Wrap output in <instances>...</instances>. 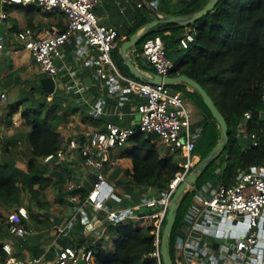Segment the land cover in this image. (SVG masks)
<instances>
[{
  "label": "crops",
  "instance_id": "0c3cea01",
  "mask_svg": "<svg viewBox=\"0 0 264 264\" xmlns=\"http://www.w3.org/2000/svg\"><path fill=\"white\" fill-rule=\"evenodd\" d=\"M136 1L139 3L138 0ZM147 2L159 14H166L157 9L162 6L161 0ZM174 5L176 6L175 2ZM140 6V3L137 4V7ZM137 7L134 0H98L94 11L100 22L114 27L119 33V39L126 41L142 28L126 39L136 23ZM148 18L152 19L151 16ZM65 26L66 18L60 11L47 13L36 3L13 6L0 0V37L4 39L3 48L0 49V94L5 93L7 96L6 103L0 101V161H13L18 168L26 169L21 164L22 158L30 160L28 135L31 127L27 126L22 118V111L30 107L32 101L46 103L44 113H53L52 116L59 122L55 131L59 135L60 143H64L66 148L70 149L61 159H53L48 163L40 160L39 165L45 169L44 177L49 182L48 186L40 191L37 200L33 197L29 199L30 192L25 193L22 190L19 204L11 207L0 204V243L10 245L13 253L22 259L39 257L43 254L47 260L53 261L56 252L65 246L87 247L92 252L97 244L106 249V244L111 242L113 248L112 243L116 236L110 230L113 225L107 218L108 211L127 204L147 203L156 198V204L141 206L138 212V215L142 216V223L148 226L150 219L144 218V215L159 207V199L164 192L154 187L133 183V162L126 153L133 150L135 143L129 140L125 146L110 151L105 164L108 181L117 191V195H113L104 210L95 211L89 203H86L93 177L84 167L79 147L71 148V142L81 143L83 134L88 128L103 131L107 123L123 128L136 127L139 120L137 105L142 101V97L128 90L121 80H118V88L112 91L111 83L114 80L112 71L99 65L97 50L86 45L83 39L72 40L63 45V56L56 61L58 75L55 80V91L46 96L40 83L46 76L34 64L30 51L17 40L16 32L30 28L39 33L37 38H44L52 32L63 31ZM183 32L185 35L190 29L186 27ZM121 45L112 53L114 65L123 76L137 79L128 68L126 71L118 66L120 61L124 63ZM180 50L178 46V49L171 54H177ZM126 56L143 75H153L146 70H152V67L143 59L141 51L138 53L137 46L129 49ZM173 59L178 61V55ZM87 80L96 87V94L86 86ZM179 87L188 92L192 90L184 83L175 84V89L172 87L171 89L179 92L177 90ZM196 103L200 108L192 107L193 122L195 125L203 126L206 113L198 101ZM95 105L103 111L99 117L91 115V109ZM13 107H17V112L11 114ZM198 112L202 115L198 116ZM253 124L258 125L259 121H254ZM156 143L160 156L172 157L177 161L179 168L183 158L178 154H170L159 138L156 139ZM223 161L224 157L221 156L217 163ZM217 172L220 174L221 170L218 169ZM70 182L80 188L73 192L68 191ZM202 185L211 192L223 184L214 186L212 182L207 181ZM198 189L194 184L189 187V191L194 195L178 220L175 242L178 236L184 235V230L190 225L186 222L189 208L202 207L196 198ZM71 195H76V202L69 200ZM20 206H24L28 211L25 225L32 232L24 240L12 238L7 232L5 222L7 215ZM198 225L204 226L201 222ZM205 238L208 241L210 239L206 236ZM174 254L179 259V264H183L176 249Z\"/></svg>",
  "mask_w": 264,
  "mask_h": 264
},
{
  "label": "built area",
  "instance_id": "2783aa9c",
  "mask_svg": "<svg viewBox=\"0 0 264 264\" xmlns=\"http://www.w3.org/2000/svg\"><path fill=\"white\" fill-rule=\"evenodd\" d=\"M9 5L26 6L36 3L47 13L60 11L65 15L66 26L63 31L52 32L44 38H37L39 33L30 28L16 32V38L31 53L34 64L46 76L56 80L62 47L72 40L83 39L86 45L97 50V61L102 67L109 68L114 76L111 83L112 91L118 88V80L125 83L126 88L142 97L137 105L139 120L136 127L123 128L113 123H107L103 131L88 128L83 134L81 143L71 142V148L79 147L85 169L92 174L91 191L86 203L95 211L104 210L107 202L113 197L114 187L110 185L105 172L110 151L121 148L136 133L154 134L168 148L170 154H178L183 158L178 171L169 181L162 193L159 207L144 215L150 219L154 249L147 258L155 264H163L161 256V237L166 215L174 193L178 186L201 163V158L195 154L197 142L203 127L193 122V110L186 98L164 84L152 85L147 81L131 79L123 76L112 60V53L117 47L118 31L106 25L95 14L98 0H4ZM194 41V34L188 32L179 43L181 50H187ZM4 39L0 37V49ZM141 56L152 67L154 74L162 77L170 76L174 64L159 36L146 39L141 45ZM152 77L151 75H148ZM7 96L0 94V101L5 102ZM264 102V95L262 96ZM103 114L102 109L95 105L91 109L93 117ZM252 118L250 111L244 113V119L238 130V137L249 138L255 146V135L249 132L248 125ZM249 146V147H250ZM64 143L55 155L42 158L44 163L53 159H61L69 151ZM239 176L233 185H221L209 192L206 186L196 190V198L202 207H190L183 236H178L174 249L179 252L183 264H264V167H252L249 172ZM80 186L70 182L68 191L73 192ZM209 192L208 196L206 193ZM156 197V196H155ZM69 200L77 201L76 195ZM156 204V198L147 203L119 206L107 213L111 225L125 224L127 221H141L138 215L141 206ZM224 218L222 235L218 236L219 224ZM28 211L24 206L15 208L6 217V229L14 239L24 240L32 232L25 225ZM199 222L204 226L198 225ZM262 226H260V224ZM147 226V225H145ZM210 237L209 241L205 238ZM224 237L217 249L213 248L215 238ZM232 241L227 243V239ZM5 258L0 264H96L92 252L87 247L74 248L65 246L55 254V259L49 261L45 255L22 259L17 257L10 245L3 244Z\"/></svg>",
  "mask_w": 264,
  "mask_h": 264
},
{
  "label": "trees",
  "instance_id": "16d2710c",
  "mask_svg": "<svg viewBox=\"0 0 264 264\" xmlns=\"http://www.w3.org/2000/svg\"><path fill=\"white\" fill-rule=\"evenodd\" d=\"M206 1L161 0L162 6L157 9L173 15L195 14L204 7ZM134 2L137 7L139 3L136 0ZM148 16L150 14L143 7H137L136 23L126 39L150 21ZM192 26L194 28L190 32L194 34V41L189 45L186 54L174 64L170 75H186L198 82L213 99L228 124L227 144L218 152L194 185L200 187L210 181L214 186L218 184L231 186L242 172L252 167H264V122L259 121L258 125H254V120L251 119L248 125L249 132L256 137L255 146L242 149L238 137L244 113L264 111L262 100L264 0H219L217 6L207 16L197 20ZM183 30V27L175 23H164L153 27L137 45L138 53L146 39L159 36L167 55H171L178 49L180 39L184 36ZM124 40L119 39L118 33L114 52L120 48ZM118 66L121 70L128 71L122 61ZM146 70L154 74L153 69ZM186 93L193 95L206 113L202 130L204 133L208 128L206 139H211L212 144L201 157L202 160L219 142L220 129L199 93L194 89ZM32 103L22 111V118L27 126L31 127L28 135L30 160L26 169L18 168L13 161H0L2 206L11 207L19 204L22 186L37 200L38 194L48 186L49 182L44 177L45 169L39 165L40 160L45 156L55 155L60 148L59 135L55 131L59 122L52 116L53 113H44L45 102L32 101ZM15 112L17 107H13L10 113ZM157 138L154 134L136 133L129 139L135 143V147L126 153V156L133 162L135 185L164 191L179 168L177 161L172 157L160 156ZM221 156L224 157L223 162H225L223 168H221L223 162L217 163ZM218 169L221 170L220 174L217 172ZM162 175L165 176L164 180L161 178ZM193 195L194 193L189 189L182 195L176 222L170 235L169 250L174 264H179V259L174 254L175 230L182 212L189 205ZM110 230L116 236L112 243L113 250L109 252L97 244L92 251L93 261L96 264H155L154 260L147 258L154 249L150 226H145L142 221H128L124 226L115 225ZM5 256L0 243V260Z\"/></svg>",
  "mask_w": 264,
  "mask_h": 264
},
{
  "label": "water",
  "instance_id": "95a60500",
  "mask_svg": "<svg viewBox=\"0 0 264 264\" xmlns=\"http://www.w3.org/2000/svg\"><path fill=\"white\" fill-rule=\"evenodd\" d=\"M138 1L140 5L150 14L152 19L148 21L146 24H144V26L136 34H134L128 40L122 43L121 52L126 67L129 69L130 73L134 75L137 79L142 81H147L152 85L164 84L166 86H170L179 83H184L190 86L192 89L196 90L199 93L204 104L210 111L211 115L217 121L220 129V140L217 143V145L201 160L200 165L196 167L190 174L187 175L185 180L178 186L171 200V204L166 215V223L162 231L161 256H162L163 264H174L169 250V239L174 224L176 222L177 211L180 206L182 195L184 194L185 191L189 189V187H191L193 184L196 183V181L201 177L203 172L208 168L212 160L216 157L218 152L224 147L225 144H227L228 124L225 117L214 103L213 99L198 82H196L195 80L191 79L186 75H176V76L170 75L168 77H162L160 75L153 74L151 75L152 77H149L148 75L145 76L134 66V64L126 56V53L129 49L136 47L142 41V39L146 37L149 30L152 29L153 27L164 23H175L178 26L185 28L190 27L197 20L207 16L217 6L219 0H207L204 7L201 10H199L195 14H188V15L159 14L157 11H155L152 8V6L146 0H138ZM40 83L44 91V94L46 96L54 93L55 81L53 78L44 77L41 79ZM85 83L91 92H93L94 94L97 93L96 87L92 85L89 80L85 81ZM252 118L253 120L264 122V111L253 112ZM239 144L241 145L242 149H246L250 145H252V140L244 137L239 140ZM247 172H249V170H247ZM244 173L245 172H242L241 175H243ZM223 221H225L224 218L221 219V223L219 224L220 232L218 233V236L222 235L221 230L224 228L225 225ZM262 222L264 223V213L262 217ZM263 223H261L260 226H262ZM224 241H225L224 237L215 238L213 248L217 249L219 243ZM226 241L227 243H230L232 239L228 238Z\"/></svg>",
  "mask_w": 264,
  "mask_h": 264
},
{
  "label": "rangeland",
  "instance_id": "374dc122",
  "mask_svg": "<svg viewBox=\"0 0 264 264\" xmlns=\"http://www.w3.org/2000/svg\"><path fill=\"white\" fill-rule=\"evenodd\" d=\"M173 1V0H172ZM173 3V2H172ZM8 9H10V8H8ZM194 27L191 25V27H188V29H190V30H192ZM183 29L185 30L186 28L185 27H183ZM186 54V50H180L177 54H171V55H169V58H170V60L173 62V64H175L177 61H175L173 58H174V56L176 55H178V58L180 59V58H182V56L183 55H185ZM174 88L175 89V85H170V88ZM177 90L179 91V92H181L187 99V102L189 103V105L191 106V107H194L195 106V109H196V107L199 109L200 107L197 105V101L195 100V97L193 96V95H190V94H188V93H186V91L182 88V87H179V88H177ZM175 91V90H174ZM195 95H196V97H198L197 96V94L195 93ZM6 102H7V100H6ZM5 102V103H6ZM199 114H198V116H201L202 115V113L201 112H198ZM255 122L257 121V120H254ZM208 128L207 129H205L204 130V133L201 135V137H200V139H199V142H198V146H197V149L195 150V154H197V155H199V157L201 158L202 156H204V154L210 149V146H211V144H212V140L211 139H206V137H207V135H208ZM23 149V148H22ZM26 159H24V158H22V164L21 165H23L24 166V168H26V166H27V162H28V160H26ZM223 166H224V163H222V165H221V168H223ZM161 178L164 180L165 179V176L164 175H162L161 176ZM36 187H37V185H36ZM25 187H23L22 186V190H24V192L26 193V192H28L29 193V191L28 190H26V188L24 189ZM113 195H117V191L116 190H114V193H113ZM32 196H31V194L29 193V199L31 198ZM127 223V222H126ZM120 225H125V224H120ZM106 250L107 251H111V250H113V248L111 247V242H108L107 244H106Z\"/></svg>",
  "mask_w": 264,
  "mask_h": 264
}]
</instances>
